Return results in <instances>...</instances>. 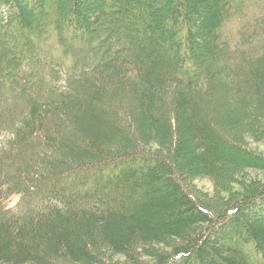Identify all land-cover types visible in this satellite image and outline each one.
Wrapping results in <instances>:
<instances>
[{
    "label": "trees",
    "instance_id": "1",
    "mask_svg": "<svg viewBox=\"0 0 264 264\" xmlns=\"http://www.w3.org/2000/svg\"><path fill=\"white\" fill-rule=\"evenodd\" d=\"M245 1L0 0V134L10 135L0 187L24 197L14 212L0 193V262L264 264V216L256 213L264 185L237 180L246 203L215 217L183 184L194 174L231 181L244 176V160L264 163L241 149L251 128L264 126V43L246 47L255 31L264 35V20L244 27L233 50L224 30ZM13 24L23 36L5 40ZM119 89L128 100L113 102ZM159 102L165 108L155 114ZM210 104L231 107L233 117L216 112L209 122ZM136 106L144 115L134 124L127 111ZM242 107L250 121L240 127L248 115L233 113ZM30 138L43 147L21 158L44 169L5 171L7 161L20 168L17 147Z\"/></svg>",
    "mask_w": 264,
    "mask_h": 264
},
{
    "label": "rangeland",
    "instance_id": "2",
    "mask_svg": "<svg viewBox=\"0 0 264 264\" xmlns=\"http://www.w3.org/2000/svg\"><path fill=\"white\" fill-rule=\"evenodd\" d=\"M50 11H52V9H50V10L46 9L45 12H50ZM261 19L264 20V0H246L244 3V9L242 10V12L239 13V15H236L233 18V20L224 29V30H226L225 36L231 40V44L234 46V47H231V50H233L235 48V45L237 44L238 41H240L241 36H242V38H241L242 39L241 43H242L243 33L245 31L244 27L250 26L251 24H256ZM248 21H250V24H248ZM35 22H36L35 23L36 26H34V27H37L40 24H42V21H35ZM218 28L216 29L217 32H218ZM20 31H23V30L19 29L18 27L14 26V24H13L12 27L4 30L3 33L6 36V37H4L5 40L8 38L14 37L13 34H15L16 37L21 38L23 36L24 32H20ZM19 32H20V34H22L21 36L18 35ZM104 38L105 37H102L103 40H105ZM114 38H116V37H114ZM253 39L255 40L254 43L246 45V47L249 48L250 51L253 49H259V44H262L261 41H263V43H264V35H262L260 37V30L255 31L253 33ZM112 42H115V40H112ZM259 42H261V43H259ZM97 45H98V43H97ZM112 45H114V44H112ZM115 46H117V48L119 47L118 45H115ZM117 48H116V51H117ZM118 51H119V49H118ZM90 60H87V61H90ZM242 66H243V62L239 61L238 69H241ZM40 68L41 67L39 65L35 66V69L37 70V72L41 71ZM245 74H246V72L244 73L243 79L245 78ZM124 81H127V80H124ZM121 87H124V86L122 85ZM114 88H116V87H114ZM112 94L113 95H111V99L116 98L115 101H113V102H117V101L123 102L128 98L125 90H123V91L120 89L115 90L112 92ZM8 97H10L9 94H8ZM11 102H12V99L9 98L8 104H11ZM103 104L108 110H110L112 107V105H107L109 103H107V101H105V100L103 101ZM215 105H218V104H215ZM222 107H223V109H222ZM164 108H165L164 104L163 103L160 104V102H159V105L156 107L155 110H153V113H155V114L159 113L160 114L164 111ZM166 109L168 112L175 110V107L173 106V104L171 103L170 100L169 101L167 100ZM227 110H228L227 106H225V105H223L221 107L216 106L214 108V105L210 104L209 109L206 110L207 114H203V115L208 118L209 122L215 123L218 121V118H215L216 112L218 113V115L226 113V114H229L230 116H232V114H230L232 112V108L230 107V110H231L230 113H228L229 111H227ZM242 110H247V107L246 108L242 107V109L240 111L233 113L237 116H238L239 112L243 115H246V116L248 115V118H246V117L241 118V122L239 121L240 123L237 124L240 127L246 126L247 124L249 125V121H250L249 120L250 111H245V113H244V112H242ZM122 111L124 113L126 112V111L120 109L119 107H117L115 112L118 113L117 114L118 116H121ZM254 112H256V110ZM127 113H128V118H131L132 121H134V124H137V121L141 117H143V115H144V111H142L139 106H136L132 115H129L128 111H127ZM253 115H255V114L253 113ZM254 118L255 119H253V120L256 122L260 123L262 121V120H260V117H258L257 115H255ZM132 121H130V123ZM46 124H47L46 125L47 128H54L55 127L54 119H52V117H51L50 121ZM262 125H263V123L260 124V126H258V127H261L260 131H259L260 135L258 134V132H256L254 130L255 126H254V128H251V130H253V131L250 130L249 133H251L255 136L248 135V137H247L245 135L246 142H248L249 145L246 144L245 147H243V148L240 147V148L243 149L244 151L249 152L250 154L252 152L253 154L256 155L257 158L259 157L264 162V126H262ZM251 127H253V126H251ZM136 132H138V131L134 130L131 133V131L129 130V132H128L130 137L134 136V138H135L134 140L138 139V135L136 134ZM0 135H2L1 140H0V145L6 144L5 139L7 138V136H10L9 133L3 132ZM37 139H39V141H37ZM41 140L43 141L42 138H30L28 141H25L23 144H21L19 147H17V159L20 162V168L17 171H15L13 166H11L10 162L8 163V161H7V164H5V171L7 170V172L15 174V175L22 174V172H23V177H24V175L27 174V172H29L30 170H36V171L43 170L44 169L43 165L39 162L38 158L31 159L28 162L23 161L21 158L22 155L25 156L30 151L41 150L43 147ZM156 147H157V144L154 143V148H156ZM250 160H252V162L244 160V162H245V163H243V165H244L243 171H245L244 176L242 177L241 175L236 174L235 177L232 178L231 181H225V180H223V181L222 180H219V181L216 180L215 181L214 178H212V177L199 176L200 174H194L190 178L186 175L187 176L186 179H183L185 191L189 194V196L193 199V201L196 202V204H203L202 209L208 214H211L215 217L216 216L223 217L225 214L228 213L229 209H232V211L229 210L230 211L229 213H232V212L234 213L235 208L237 207V204L242 206V204L246 203V200L244 201V199H246V198H244V197L247 196L246 195L247 192L243 189L242 186H240V181L238 182L237 180H242L244 178H248L250 181L251 180L258 181V185L259 184L264 185V163H263V165H260V162H257L255 159L251 158ZM183 162H184V160H183ZM89 167L90 166H87V168H89ZM241 171H242V169L238 173H241ZM3 175H4V173H3ZM220 181H222V182H220ZM226 182H229V183L227 184ZM34 183L37 184V183H39V181L34 182ZM225 185H226V187H225ZM6 189H9L12 191L11 187H6L4 185L0 187V193L2 194V205L4 207H5V201L7 199ZM240 193H242V194H240ZM23 199H24V197L22 196V192L18 193V194L13 193V195L7 199L6 204L9 207H15L18 204V201L19 200L22 201ZM247 199L249 200V198H247ZM248 203L254 204V199H251L250 201H248ZM256 204L258 205L257 207L262 209V212H260V211L256 212V207L255 208H250V207L244 208L246 211V214L250 218L256 217V216H252L253 213H255V212L258 213V217L264 216V204L259 205L260 204L259 200L256 201ZM0 208H2V206H0ZM3 210L5 212H7L6 208H4ZM227 229L229 231L230 238L236 239L235 237H236V234L238 233L237 229L236 230H233V229L231 230V228H227ZM220 233L221 232L216 229L215 235H218ZM117 257L119 258V257H125V256L119 254V255H117ZM142 257L144 259V257H146V256H142ZM123 259L124 258H119V261L122 262ZM0 264H9V263L5 262V261H1ZM23 264H33V263L27 262V263H23ZM72 264H75V263H72Z\"/></svg>",
    "mask_w": 264,
    "mask_h": 264
},
{
    "label": "bare ground",
    "instance_id": "3",
    "mask_svg": "<svg viewBox=\"0 0 264 264\" xmlns=\"http://www.w3.org/2000/svg\"><path fill=\"white\" fill-rule=\"evenodd\" d=\"M233 20V19H232Z\"/></svg>",
    "mask_w": 264,
    "mask_h": 264
}]
</instances>
